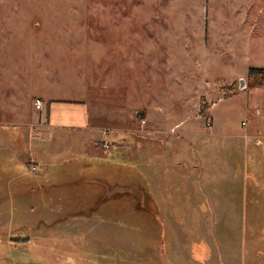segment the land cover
I'll use <instances>...</instances> for the list:
<instances>
[{
	"label": "rangeland",
	"instance_id": "1",
	"mask_svg": "<svg viewBox=\"0 0 264 264\" xmlns=\"http://www.w3.org/2000/svg\"><path fill=\"white\" fill-rule=\"evenodd\" d=\"M0 3L9 4L0 19L11 26L44 18L50 64L67 95L85 93L76 88L79 69L89 82L114 73L100 95L111 88L121 93L116 103L132 108L133 130L122 132L121 141L113 138L103 158L80 145L79 136H67L48 144L47 166L39 172L21 160L18 185L0 186V264H264V147L245 148L240 137L253 129L264 133V106L258 114L248 109L255 99L250 91L264 79L248 74L264 66V0ZM11 7H20L19 14ZM100 34L106 46L99 57L93 41L82 54L71 53L68 37ZM30 41L21 34L8 42L3 66L35 68L38 43ZM57 43L64 47L55 49ZM124 45L131 49L126 56L119 50ZM151 127L169 136L189 132L191 141L174 135L167 143L162 135L148 136ZM24 132L13 133L27 146ZM6 153L2 161L9 162ZM193 161L196 171L189 169ZM178 164L183 169L172 168ZM152 181L165 187L156 191ZM145 189L180 201L142 209L137 194Z\"/></svg>",
	"mask_w": 264,
	"mask_h": 264
},
{
	"label": "crops",
	"instance_id": "2",
	"mask_svg": "<svg viewBox=\"0 0 264 264\" xmlns=\"http://www.w3.org/2000/svg\"><path fill=\"white\" fill-rule=\"evenodd\" d=\"M8 5V3H0V8L3 10ZM19 8L20 7H11V10L15 11L16 14H19ZM8 11L4 18L9 16ZM43 19L42 16L25 21L16 19L15 21L13 20V26H11L8 21H5V19H0V186L18 185L20 180L19 170L20 165L22 164L21 160H23L24 163L28 162L30 168L31 165L37 166L38 172L41 166L45 168L47 166L45 159L50 155V147L48 144L53 142V139H57L56 137H58L60 143H62V140L66 141L67 136H70L71 138L72 136H79V139H81V142L79 143L80 145L91 151L93 154L103 158L104 155H106V151H112L111 141L113 138L116 137L121 141L119 137L122 132H133V130H131L132 108H127V103L123 100H119L120 102L118 104L116 103V100L119 99L121 93L110 87L111 89L108 88L109 91L100 95V90H105V87L102 84L104 82L110 84L111 80L114 79V73L111 74L110 78L99 77L96 80L93 79V82H89V78L87 79L85 74L84 76L83 74L82 76H79V73L81 72L80 69L78 70L79 72L75 70L77 81L81 82L76 88L80 90L83 88L82 91L85 92H83L84 95L72 97L62 90L63 77L58 70H54L50 64L52 56L51 48H49L51 37L49 36L48 40V34L44 29ZM26 22H29L28 25ZM21 23L25 28L28 26L30 27L31 25L32 28H26L24 31L22 30L23 28H20ZM18 24L20 25L18 26ZM130 25L131 23L129 20V26ZM13 27H15L16 30H14ZM39 31L40 33H38ZM98 33L101 32L98 31ZM21 34L24 36H30L31 43H38L33 48L39 56L37 58L34 57L35 68H32L31 66L21 67V65L3 66L2 58L4 57L7 43H10L15 37H20ZM89 36L77 37V35H74V37L71 38L67 36L72 43L70 45L71 53H81L80 51L85 48L84 45L93 41V46L98 50L94 52V55L98 56L97 52L98 54H101L100 51H103V46L106 45H101L100 41L105 40L103 37L105 35L100 34ZM62 38L65 37L57 36L56 40L60 42V39ZM126 39L125 36L124 41H126ZM95 43L98 45H95ZM63 47V44L57 43L55 49H61ZM111 49H114L113 46ZM119 50H121V53H125V56L127 51L131 53L130 46L127 45H124L123 49ZM82 62L87 64V60ZM113 70H115V68ZM100 73L101 75H104L109 73V70H101ZM255 75L256 74H253L252 76ZM129 76V74L127 78L124 76L122 82L124 83L127 81V83H129ZM111 85L113 86V84ZM260 89L264 88L252 89L249 94V96L254 97L255 99H252L251 103H249L250 108L248 109L256 114H258L259 108L264 106V90ZM124 93L126 96L125 91ZM36 101L42 102L41 109L36 108ZM179 105L183 104L179 102ZM146 107L147 106H144L143 108ZM143 108L141 110H145ZM127 109H131L129 113L126 112ZM147 113L149 119L150 113L149 111ZM246 121L242 122L243 127L247 125ZM124 123L128 126L126 127ZM122 124L124 126H122ZM16 128L25 129V132L23 133V143L27 144V146L20 142L21 133H13ZM147 133L150 137H153L154 134L162 135L164 140H167V143L174 135H178L179 139H181V143L190 142L191 140L189 138L192 136L189 132L174 133L169 136L166 135L167 132L163 133L155 127L148 129ZM240 137L245 140V148L264 147V133L260 130L254 131L253 129V131L251 130L249 133ZM249 144L252 146H249ZM244 146L239 147L241 151H245ZM120 147L121 144H118L117 149L120 150ZM191 147L194 148V145L192 144ZM191 147L188 150H191ZM5 151L8 152L6 153L7 155L11 156V161L9 162L2 161L4 156L3 153ZM233 151L234 149H230V152ZM27 152H29L28 155ZM177 153L178 155L180 154L179 149H177ZM174 167L172 168L175 170L180 168L183 169L181 164H178L175 168ZM189 169L196 171L197 162H191ZM200 169L202 170V168ZM196 183L200 184V181L198 180ZM151 185H155L154 187L156 188V191H159L161 186L165 187L158 181H152ZM8 190H11V188ZM116 191L119 194L122 193L123 195H126V193L122 192V189L120 188H117ZM166 191L168 190L166 189ZM164 194L165 193L161 195H152L149 190L145 189V192L143 190L139 191L137 196L141 199V208L151 211H154L155 208L160 211V206L157 205L158 202L173 203L180 201L178 196L174 194ZM195 195L196 194H193L194 197L189 196L187 199L192 200L196 198ZM113 196L115 197L116 195L113 194L111 197ZM171 207L174 208L173 205H171ZM11 210L13 211L15 208ZM0 212L2 213L4 210L1 209Z\"/></svg>",
	"mask_w": 264,
	"mask_h": 264
},
{
	"label": "trees",
	"instance_id": "3",
	"mask_svg": "<svg viewBox=\"0 0 264 264\" xmlns=\"http://www.w3.org/2000/svg\"><path fill=\"white\" fill-rule=\"evenodd\" d=\"M253 74L264 76V68H250L249 76H252ZM258 84V88H264V79H262ZM140 116H142V114H140Z\"/></svg>",
	"mask_w": 264,
	"mask_h": 264
},
{
	"label": "built area",
	"instance_id": "4",
	"mask_svg": "<svg viewBox=\"0 0 264 264\" xmlns=\"http://www.w3.org/2000/svg\"><path fill=\"white\" fill-rule=\"evenodd\" d=\"M35 105H36V108L37 109H41L42 102L41 101H36V104ZM141 123H142V125H145L146 124V121L143 120ZM32 169L35 171L36 170V167H32Z\"/></svg>",
	"mask_w": 264,
	"mask_h": 264
},
{
	"label": "water",
	"instance_id": "5",
	"mask_svg": "<svg viewBox=\"0 0 264 264\" xmlns=\"http://www.w3.org/2000/svg\"><path fill=\"white\" fill-rule=\"evenodd\" d=\"M246 86V83H245V80L244 79H241L240 81V89L243 90Z\"/></svg>",
	"mask_w": 264,
	"mask_h": 264
}]
</instances>
